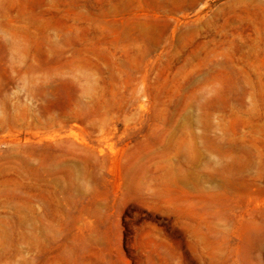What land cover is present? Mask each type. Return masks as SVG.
<instances>
[{"label":"rangeland","instance_id":"374dc122","mask_svg":"<svg viewBox=\"0 0 264 264\" xmlns=\"http://www.w3.org/2000/svg\"><path fill=\"white\" fill-rule=\"evenodd\" d=\"M0 264H264V0H0Z\"/></svg>","mask_w":264,"mask_h":264}]
</instances>
